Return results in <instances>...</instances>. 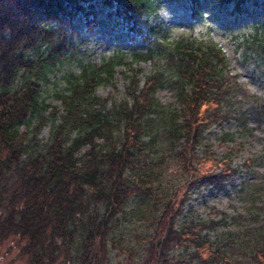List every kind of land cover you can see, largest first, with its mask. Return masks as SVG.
<instances>
[{"label": "trees", "instance_id": "16d2710c", "mask_svg": "<svg viewBox=\"0 0 264 264\" xmlns=\"http://www.w3.org/2000/svg\"><path fill=\"white\" fill-rule=\"evenodd\" d=\"M185 1L195 17L204 4L220 11L232 4V13L241 14L259 0ZM162 2L0 0V245L16 241L28 264H110L108 242L120 231L125 208L146 195L155 214L138 264H171L179 247L190 252L182 264L194 258L231 264L219 249L222 240L202 233L211 220L179 218L193 189H221L243 167L228 153L209 157L207 128L234 121L241 133L254 130L250 123L264 124V98L242 95L219 46L191 36L171 39L163 24L153 23ZM108 17L126 25L133 41L96 63L86 59L88 38ZM261 40L248 55L262 57L264 74ZM141 63L150 69L140 86ZM72 64L78 72L62 75L63 87L54 93L58 105L45 103L42 86ZM117 67L126 79L124 93L98 96L97 87L111 84ZM165 86L179 109L167 111L155 98ZM44 127L47 135L39 137ZM158 133L180 148L174 151L180 180L161 202L147 186L152 169L146 156ZM255 159L264 165V151ZM252 191L254 205L264 198V177ZM251 217L246 213L244 220ZM250 229L257 231L243 242V256H250L234 264H264V220Z\"/></svg>", "mask_w": 264, "mask_h": 264}, {"label": "rangeland", "instance_id": "374dc122", "mask_svg": "<svg viewBox=\"0 0 264 264\" xmlns=\"http://www.w3.org/2000/svg\"><path fill=\"white\" fill-rule=\"evenodd\" d=\"M162 1L160 10L152 18L153 23L163 24L169 30L171 39L191 36L203 43H214L219 46L226 58L225 70L228 71L229 79L230 81L237 79L242 95L264 98V74L260 66L262 57L258 56V59L248 55L249 51L255 49L254 46L262 42L264 36V4L260 0L258 4L245 5L247 9L245 8L246 11L241 14L232 13V4H229L225 11L204 4L202 15L195 17L185 0ZM104 12L102 9L100 14ZM88 39L90 42L87 45L86 59L96 63L118 50L126 51L133 41L126 25L114 22L110 17ZM136 44L140 45L138 42ZM137 69L141 72L139 82L141 86L143 76L147 75L150 68L148 64L141 63ZM66 71L78 72L76 65L72 64L52 76L49 82L42 86V98L45 103L58 105L54 93L63 87L62 75ZM125 85L126 79L122 68L117 67L114 81L111 84L99 85L96 94L101 97L112 94L119 98L125 91ZM155 98L167 111L180 108L174 92L168 86L158 90ZM249 126L254 130L246 133L239 132L234 121L225 122L220 127L207 128L203 145L209 157L228 153L233 164H240L243 167L229 183L224 182L221 189L209 185L193 189L179 218V222L205 223L211 220L212 226L205 228L202 233L208 234L213 241L219 238L222 240L218 243L219 249L229 253L231 264L240 257L244 259L250 256L249 254L243 256L244 252L247 253L245 244L257 232L250 228H256L264 220V208L260 209L262 206L260 202H263L264 198L257 199L254 205L250 203V199H254L252 190L264 177V165L258 164L255 159L264 151V124L257 126L250 123ZM223 133L227 135L222 136ZM46 135L47 127H44L39 137ZM178 150H180L178 143L171 146L169 140L158 133L152 150L148 152V157L146 156L147 161L151 160L149 165L152 169L147 186L156 193L159 202L180 180L174 155V151ZM246 185V191L240 190ZM142 197L143 199L138 196L130 199L125 208L126 214L121 221L120 231L115 232L108 242L110 264H138L145 247L144 238L153 229L152 219L155 214L148 196ZM246 213L252 215V219L247 222L244 220ZM189 258L188 250L183 247L175 248L171 252L170 263L182 264L180 261H188ZM198 263L199 261L194 258L188 264ZM0 264H28L26 257L20 253L18 243L13 239H8L0 245Z\"/></svg>", "mask_w": 264, "mask_h": 264}]
</instances>
